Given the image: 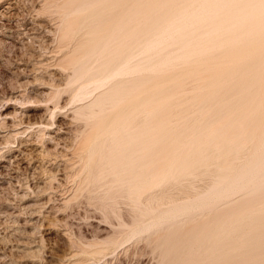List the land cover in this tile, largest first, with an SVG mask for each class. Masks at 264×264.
<instances>
[{
    "label": "rangeland",
    "instance_id": "1",
    "mask_svg": "<svg viewBox=\"0 0 264 264\" xmlns=\"http://www.w3.org/2000/svg\"><path fill=\"white\" fill-rule=\"evenodd\" d=\"M44 1L45 0H18V1L15 0V4L13 5V9L9 13H5V12L3 13L2 12L4 10V6L7 4L8 0H1L0 1V134L4 137V138L3 137L0 138V264H160V262H161L160 261V257H161L160 254L162 255V253H161L162 249L160 247L161 246L160 242H163L164 240L159 239V240H163V241H160L159 246H158L157 242L159 240L158 241L156 240V238H157L156 236L158 235V233H161L160 236H158V238L159 237L162 238L161 235H163L164 233L166 236L169 234L168 237L170 236V233H171V236H172L171 231L175 227H172V229L169 230L168 228L171 227V225H170V227L166 228L169 231L165 230V227L168 226L169 224L165 225L167 222H164V226L160 225V226L154 227L156 230L158 229L157 230L158 233L154 232L156 230L155 229L153 230V228H152V231L150 229V230H147V231H149V232H147L146 231L147 228L145 229V226L149 222L148 221V220H150L149 218L152 216V213L156 214V213H158V210H160V212H161L162 211L161 209L167 208L169 206L171 207V205H174L175 202L179 203V201L181 202L182 200L188 199L189 196L192 198L197 193H199V190H203V188L205 189V187L207 185L209 186L210 185L209 183L212 182V180H210V175H212L213 170H211V172H210L211 174L208 173L209 171L207 172L208 173L207 175H209V177L206 176L205 174H199L201 176L200 177L199 175H197L198 173H194V172L192 173L191 172L193 175H191V173H190L191 177L189 175H187L190 177V178L187 177V178H189L188 179L189 181L187 179H184V180H182L183 184H182V181H180L183 178L176 179L174 177L176 180L179 181V183H178V181H174V178H172L173 181L171 179H169V180L164 181V182H162V181L158 182L159 180H157L156 182L159 185H157V183H156V185H155V183H153L154 186H152V188H149L150 187L149 186L148 188L145 187V189H141L142 191H139L140 193L142 192V194H141L142 197L140 196V193H138L139 196L135 193L136 196L140 197V198L137 197V200L139 199L137 201L136 197L131 196L132 195V193H131L132 191H130L131 189L129 190L130 192H127L126 188L129 189L131 186V183H133V185H134V182L137 181V178H138V183H139V180L143 181V177L141 179H139L141 177L140 175L135 177L134 175H132L133 173H131L130 175L133 176L136 181H134V179L132 180L131 176L129 177V175H127V171H129V169L126 168L127 171H125V172L122 171L121 173L125 174L126 177H128V178H126L129 180L128 181V180L124 179L125 175L123 178V175H120L121 173L119 174V170H120L119 169L120 167H118L119 165L117 166L118 167L117 169L114 168L115 170L112 169L113 167H111V168L107 167L109 169L105 168V170L102 171L101 166H99V163H98L100 161H99V159L97 160L98 157H96V156L102 152L99 145L102 146V144L104 143L103 144V146H104L106 143L105 142L106 139H109V138H110L109 142L110 143L112 142L111 138L113 139V137H114L113 135H115L114 132L117 130V127H118V125L116 124V122L118 121L117 119H119V118L121 119V117L124 118L125 114H123V112H124V109L126 108L127 102L130 99L135 98L137 96V94H139L140 92H145V93L149 92L148 94H150L155 89H156L155 91L162 90L163 87H165V83L163 81L164 78L166 76H172L173 74H175V72L177 70L176 68H178V71L181 73H183V72L185 73V69H186V71L187 70L188 71L193 70V66H191V64L189 63L188 60H190V62H191L192 60H195V58L193 57L194 59H191L192 55L189 56V55L185 54L187 56V58L185 56L183 58L184 59L186 58L185 60L187 62L184 61V59L181 60L180 58H182V55H183L182 54L183 50H181V49L187 48L186 50H188V51L191 50V47L193 44L192 42L194 41V43H195L197 41L196 39H198V38H194L195 40L192 41L194 35L198 34L199 32L200 33L202 32L201 28L199 30V27L201 26L203 28L205 26L204 23H206V21L204 19L207 17L206 20H208L209 19L208 16L213 14L212 11H214V13H215L216 10H214V9L217 7V5L214 6V4H213L212 5L213 7L210 6L211 9L213 8L212 11H211V9L210 10L208 9L209 10L208 13H210V12L211 13L207 14V12H205V15L207 14L205 16L203 13H201V11H200L201 7H199V6H201L200 5L201 3L199 1H203V0H196V2L198 3V5L196 4L197 10L199 9L200 14L196 11V6H193V5H195V0H172V1L170 0L171 2L169 1V3H168V0H165V1L159 0V2L156 0L155 5H154L155 0H153L154 2H152L151 0H149V1L143 0L144 4H145V2L147 3V1H148V3L146 5L143 4L144 6H142V8L140 9L142 11H139V13L141 12L140 14H142V15H140L141 19L140 18L138 19V21H137L138 23L137 22L136 23H134V22L127 23L126 25L129 27H127L126 25H125V27H126V29H128L132 25L138 24L139 27H142V29H140L138 32V35L139 36L141 35L140 36L141 40L146 41V42H150V41H152V42L148 43V46L146 45L147 43H145V45L143 44L144 49L146 48L145 51L142 50L141 51L142 53L140 52V55L138 54V55L134 56V58L137 61L138 57H140L139 59L144 58L143 60H145V59H148L149 56H150L149 58H151V56H152V59H149L150 61H148V60L145 61V63L146 62H148V63L154 62L153 59H155V58H153V57L155 56L156 52H158V50L161 49V47L157 46L158 50L157 51L155 50L156 52L152 50V49H155L154 47H156V46H154L155 45L154 43L156 41L155 39L158 38L157 40H159L162 36L160 41H156V45H159V43L163 42L162 45L161 44L159 45V46L163 47L165 44L169 43L168 46H171V48H169L167 46L169 49H166L167 47L165 46L164 48L166 49V51L164 49L163 53L158 52V54H160V56H162V57H165L167 55L166 56L167 57L166 58V60H167L166 65L170 63L169 67H172V69H175V71H172L173 73L169 72L171 75L169 73H168V75H167V73L163 75V74H161V72H158V71H160L161 67L163 68L166 66V65L164 66L165 62H163L161 64L160 61H156L157 63L154 64L153 66H155V65L157 66L159 63L163 66H161L160 64H159L160 67H157V68H156V66H155V68H153V66H150V67L148 66V67H146L147 70H146V68L145 69L138 68L137 72L138 71L143 72V70H146L143 72L144 74L142 73L140 75H139V73H141V72L136 73V71H134V70H132L133 72H135V73H133V75L131 74L132 72H129V73L127 72L128 74H126L123 72H119L120 71L119 70L118 72L120 73V75L117 74L119 77L122 76V74L124 76H125V74L126 75L131 74L132 77L135 74L138 76H141V77L142 76L143 77L148 76L149 77V80H148L149 81V83H148L149 87H146V85H145L146 83L143 85H140L137 88L138 90L136 89L137 91L135 90V92L133 91V93H131V95L129 96V99L127 98L128 100H124V101L116 104L115 105L116 107L115 106L111 107L109 109V111L106 109L107 111L104 110L106 112L102 111L101 113L95 114V117L91 116L92 118H90L88 116L90 114L87 113V112H89L88 110L85 111L88 115L87 114L85 115L84 113L83 114L82 113H76V111H74V110L81 103L91 102L93 100L94 95L97 96L99 94V92L103 89H104L103 92L106 91L112 84L115 83V81L120 80L124 76H122L121 78H117L118 76L113 74V76H116V78L113 77L114 78L113 82L111 80V78H112V76H111L109 78V80L107 79L108 81H104V82L101 81L102 83H104L102 85V83H99L97 81L99 79L94 78V77H93L94 78L93 79L92 77H88L86 75L84 76L80 73L79 70H75L74 66L71 65L72 66L71 67L69 63L66 64V62L68 61L69 58L66 59L67 61L65 60L66 62H64V63H62V60H63V57H65V55L68 57H70L73 54L76 55V52H78L76 49V48H78L77 43H78L79 39H81V37H84L85 35L88 36V34H89L88 30L90 27L92 28L91 24H93V26H95L94 29L97 30V31L94 30L95 31L94 34L97 32V34L99 35L100 32H98V31H99L100 26H102L101 24L103 23V17H100L101 14L97 10H98V6H100V5L102 6L106 3V0H97L98 5H96L97 4L96 2L93 4V1H91V4H89L90 6L86 5V4H82V5L80 4L81 2L87 1V0H82V1L78 0L79 2L76 0H74L75 2L71 0L75 4H71L72 2L70 3L69 0H67V1L66 0H55V1L51 0L52 2L48 0L45 3H44ZM68 1L72 6H70V4L67 5ZM143 1H142V3H143ZM163 1H164V3H163ZM205 1H207V0H204L203 3H205ZM149 2H151L152 4L150 3V5H149ZM157 2H158V4H157ZM162 4H164V5H162ZM73 5H74V7H73ZM153 5L155 6V8ZM160 5H162V6H160ZM170 5L173 7V9ZM69 6L71 7V10H70ZM146 6L148 7V10H147V8H144ZM156 6H158L159 8ZM176 6H178L177 7L178 9L176 8ZM167 7H168V9H167ZM203 7H205V6H203ZM210 7H207V8H210ZM192 8H194V9H192ZM202 8H201V10H202ZM205 8H203V9L206 10ZM218 8H216V9L218 10ZM143 9L147 10V12L149 11L148 15H147V12ZM170 9H171V11H170ZM191 9L194 10L193 11L194 14L193 13L190 14V16H192V14H193V16H192L193 20L192 21H191V17L189 18L188 17L189 15L188 16L186 15V13L192 12ZM66 10H68V11H66ZM158 10H160V12H158ZM173 10H175V12H173ZM204 10L202 12H204ZM180 11H183V14H184V11L186 12L184 15L183 14L182 15H183V17L187 16L188 19H190V20H188L187 17H185L186 21L188 20L190 23L188 21H187L188 23L185 22V18L183 19L182 15L180 14ZM195 11H196V13H198L197 15H196ZM162 12H163V14H161ZM176 12H178V14H176V15H179V16L181 15L180 17L183 19L182 20L183 22L180 19H177V21L180 20L178 22L179 23L178 25L180 26L181 22H182V25H181V27L175 29L174 35H173L172 30L174 29V27L175 28L178 27L177 22L175 21V19L178 18V16L171 18V20L168 21L169 23L168 22L164 23L165 25L168 24L167 25L168 27L164 25V27H167V28H165V30L168 29V31L165 32L164 27H163L156 35H158L162 31H164L165 34L162 33L161 36L158 35V36H160V38L158 36H156L157 38L152 39L150 36L151 35L150 31L146 27H148L152 22H154L156 20L160 21V19H161V21H163L165 18H168L170 15H172ZM84 13H86V14L92 13L94 15V18L92 20H89V19H81V21L78 20V19H80V16ZM153 13H154V15L152 16L151 14H153ZM155 13L157 15H155ZM202 14H203V17H202ZM150 15H151V17H150ZM165 15H166V17H162ZM200 15L202 18L199 20L196 17H199ZM110 20H108V22H110ZM197 20H199L200 22ZM201 20H202V22H204V21L205 22L202 23ZM139 21H140V23H139ZM208 21H207V26L205 28L210 27L209 25H211L210 23L212 21V18H210L209 22ZM67 22L69 24L71 23L72 27H76L77 31L74 35L70 32L72 37L71 36L67 37V35L70 34V33H68L66 35V39H63L65 37V35L63 36V34H65V31H66L65 30V28H66L65 24ZM174 22H176V23H174ZM191 22L193 24L192 26H194V24H195V26L193 28L190 26ZM197 22H199L198 23L199 26H196ZM173 23H174V27H173ZM187 24H190L189 26L191 29L189 28V26ZM144 25H145V27H144ZM170 25H172V26H171V29L169 31ZM182 27H184V29ZM186 28H188V30H186ZM176 30H178V31H176ZM181 30L185 31V33H183V31H182V33L184 35H186V37H184L185 39L188 36L189 37L187 39L188 40L191 39V42L187 41V44H188V42L190 44V45L188 44V47H186L187 44L185 47H182V45L184 43H186V41L184 43H181V40H179L181 37V34H182L180 32ZM171 31H172V34L170 35ZM188 31H192V32H189V34H187ZM84 32H87L88 34L87 33L85 34ZM179 32L181 34H179ZM175 33L180 35V37ZM163 34L166 35V37ZM172 35L175 36L176 42H175L174 38L171 39L173 37ZM164 37L166 38L167 41L165 40ZM163 38H164V41L167 43H164ZM170 39H171V42H169ZM153 40H155V41H153ZM116 42H118V41L113 40V43H116ZM129 42H130V40H125V39L123 40V44L129 43ZM173 42H174V45H173ZM171 43H172V45H171ZM152 44H153V48H151ZM195 44H193V45L195 46ZM149 46H150V48H149ZM189 46H190V48H189ZM194 46L192 48H194ZM120 47L121 46L119 45V48ZM176 48H178V49L180 48L179 53L176 50ZM149 49H150V53L148 51ZM151 50L153 51V53H155L154 55H153V53H151L152 52ZM162 50L163 49H161V51ZM74 51H76V52L74 53ZM173 51L175 52V54L172 53ZM147 53H149L150 55ZM168 53H169V55L174 54L173 57L168 56ZM190 53H188V54H190ZM158 54L156 55V57L158 56ZM180 54H182V55H180ZM141 55L142 56L144 55V56L142 57ZM227 55H229V54H227ZM227 55H225L226 58L228 57ZM232 55L231 56L229 55L231 57V59H233ZM179 56H180V58H179ZM236 56H234V59ZM230 57L228 58L229 62H232V61H230ZM173 58H175L176 62L174 61ZM178 58H179V60H178ZM226 58L223 61V63H225V64H222V59H223L222 57L221 58H216V57L210 58L207 60V64H208V61L211 62V60L213 59L212 60L213 62H211V63L209 62L210 64H208V65L213 64L212 65L213 68L216 69L214 64H217L218 63L217 61H219V62H221L220 64L223 65V66L219 67V69L222 70V72H223L224 68H225L224 66H227L225 68L226 70H228L229 69L228 66H230L228 59H226ZM238 58H239V55H238ZM242 58L243 57H241V59L239 58L240 62H242ZM245 58L246 57H244L243 60ZM132 59L129 61V63H127V65L131 63L129 65V67L127 68L126 67L127 65H125L126 68L124 67V69L126 71L129 69L131 70V68L134 67L135 64L132 65V62L135 63V59L134 60H132ZM169 59L171 62H168ZM225 60H227L226 62L228 65H226ZM236 60H238V59L236 58ZM236 60H234V62ZM95 61L97 62L98 60L92 61V63L90 64L91 69H96V67L100 63V61H98L97 63ZM181 61H182V63H181ZM234 62H232V63H234ZM236 63H237V61L235 62V64H232L235 66L230 68V69L234 68V69L238 70L239 66H237V68H235L237 65ZM95 64H96V66H95ZM172 64L176 65L177 67L176 66L173 67ZM179 65H180V67H178ZM182 65H183L184 69L182 68ZM187 65L189 66V68L192 67V69L190 68V70H189ZM204 65H206V63L203 64L202 66L205 67ZM208 65H206L207 67H205V68H207V70H209V67H212V66H208ZM186 66H187V68H186ZM217 66H220V65H217ZM195 68H196V71H195ZM195 68L192 72L187 71L189 73V75L192 76V78H193V75H196V76L199 75V73H196V72H198L197 69H199V68H197V67H195ZM205 68H203L202 71H204ZM157 69H158V71H157ZM180 69H182L183 71ZM240 69L238 70V72L240 71ZM199 71H201V70H199ZM210 71H208V72L213 74ZM241 71H243V69ZM145 72H148V73H145ZM187 72L185 73V75L187 74ZM208 72H206V70H205V73L200 72L203 75L200 74L199 76L202 75V77H203L205 74L207 75ZM213 72H215V71H213ZM218 72L219 71H217V73ZM233 72L234 71H232L230 74L241 75L240 74L241 72L235 73L236 70H235L234 74H233ZM157 73L158 74L160 73V75H158ZM184 73L182 74V77H181L180 76L181 74L176 72V74H179L178 77L181 78L180 80L178 79L176 74L173 75V76H175V79H177V80H175L176 83L178 84L180 82L179 85H176L177 88L180 87L181 84L185 86V87L184 86L181 87L184 89L186 88V91H187V92H185L184 89H181L182 91H184L183 95H185L186 93L187 94L189 93L188 92L189 88L192 89V87H194V90H196L200 87V85H199L200 83L203 84L201 81L204 82V80H199L200 83H196L195 81L196 80L198 81V78H201L198 76L197 77L194 76V78L192 79L189 75H186L187 77L189 76L188 78L189 79L191 78L192 80H188L187 77L185 79V77H183ZM190 73L193 75H191ZM136 75L134 77H136ZM206 75H205V79L207 80L208 78H206L207 77ZM208 75L210 76V78H209V81H210L212 79L211 77H214V76L213 75L211 76L210 74H208ZM214 75H215V73H214ZM131 76L129 75L130 78H131ZM162 76H163V78H162ZM237 76H235L236 77L235 80L240 79L241 81H239V84H240V82L242 83L241 84L242 86L247 84L245 86L246 88H248L249 86H252V87L248 88V91L250 89V92H251L253 85H251L250 83L253 80L251 78H249L250 76L247 75L249 79H247L246 81H245V79L247 78V76L242 77V79L240 76H238V77ZM129 77L126 76L124 78H129ZM233 77H232V79L234 80ZM251 77L253 78L252 75H251ZM86 78H90V79L86 80ZM250 79L252 81H250ZM153 80L155 82H153ZM178 80H179V82H177ZM186 80H187V82L188 81L189 82L186 83ZM238 80H236V82ZM96 81L98 82V84H96L97 83ZM109 81H110V83L108 86L106 84H108L107 82H109ZM184 81H185V83L183 84ZM191 81H193V84L195 83L194 84L195 86L197 84V85H199V87L192 86L193 84ZM247 81H248V83H247ZM205 83H207V81H205L204 84ZM210 83H211V81L207 84L210 85ZM160 84H162L163 87ZM188 84L189 85L191 84V85L189 86ZM207 84H205V86ZM159 85L161 86L160 87L161 89L159 88ZM143 87H145L146 89H144ZM209 87L210 86H207V88H209ZM153 88H154V90H152ZM200 88L206 89L205 87H203V88L200 87ZM200 88L198 89V91L201 90ZM179 89L177 90L174 88L173 91H175V90L179 91ZM191 89H189V91ZM155 91H154L155 94L160 92V91H158V92H155ZM182 91H181V93H182ZM191 91H193V90H191ZM198 91L196 90V92H198ZM254 92H255V90L254 91L252 90V93H254ZM100 93H102V91ZM177 93L179 95V92H177ZM190 94H191V92L189 93V96H187V98L191 97L190 99H192V97H194V96L192 94H191L192 96H190ZM195 94L196 93L194 91V95ZM140 95H142V94H140ZM152 95H153V93H152ZM171 95L173 97V94H171ZM174 95H176V94L174 93ZM180 96H181V94L179 95V98H180ZM172 97H170L169 100L171 99V101H172ZM201 97H203V96L200 95V97H199L200 101H203L206 99L205 97H203L204 99ZM177 98L178 97L176 96V99ZM196 98H198V97L194 98L195 99L194 102L191 101L190 99H189L190 101L188 99L186 101L184 99V97L182 99L180 98V101L185 100L184 102H180L177 99V101L180 102V104H181L180 106H178L179 107L178 110L181 109L180 108L181 106L183 107L182 104H184L186 102L188 103V101L190 102L189 105L186 104L187 107L190 106V104H191L190 108L186 107L187 108L186 113L187 114L191 113L189 116L192 118V120L194 119L193 122H192V120L190 121V122H192L191 125H193V123H195L194 122V121H196L195 119L204 118L205 115L203 113L205 111H206V113H208L207 110H204L205 106H207L205 104H204L205 106L203 105L204 108L200 107L201 111H198L200 108L199 109H197V107L195 108V106H199L201 103L200 101H199L200 102L199 103L197 100L196 103H199V105L194 104L196 101ZM200 98L203 100H201ZM174 101H173V103H174ZM178 102H177V104H179ZM191 102H193V105H195L194 107H193ZM173 103H172V107H173ZM152 104H150L149 106H152ZM144 105H146V103ZM144 105L142 108H145V109H141V106H140V110H145L146 112L144 114L142 113V111L139 112V113H141L139 115L143 114V117L141 116L142 118L147 116L146 115L147 111L148 110L150 111L152 108V107H150V109L147 110L146 107L148 108V105H146V107ZM154 105H155L154 109H157L156 106H158L159 104H156V102H154L153 107H154ZM176 105H175L174 109L170 106L168 108L169 109L171 108V110L173 109V113L174 112L177 113L179 111H176ZM162 106H163V104H162ZM167 106L166 105H165V107L163 106L165 108V110L168 109V108H166ZM201 106H202V104H201ZM239 106L241 108V111L243 109H245V108H242L243 106L242 107H241V105H239ZM160 107L161 106H158V108H160ZM163 107H162V109H163ZM191 107L193 109L194 108L196 109V110L194 109V113H193V111L190 112L192 110ZM184 108H185V106H184ZM159 110H161V109H159ZM171 110H169V111H171ZM187 110H188V112H187ZM151 111H153V110H151ZM196 111H198V113L201 112L204 115V117H203V115H201V113L197 115ZM202 111H204V112H202ZM247 111H250V110L247 108ZM160 112L162 113L163 111H160ZM243 112H244V114L249 113V112L246 113L245 110H243ZM113 113L114 114L116 113L117 115L116 114L114 115ZM186 113H185V115L182 112L180 113V115L183 114L182 118H183V116H187ZM98 114H99V116H98ZM80 115H82V116H80ZM148 115L151 118L153 117L150 115V112ZM171 115H172V113H171ZM171 115H170V118L172 117ZM175 115H173V116H175ZM177 115H176V118H177L176 120L181 119V118H179V113H177ZM83 116H87V118L88 117L89 118L87 119L86 117H83ZM149 116H147V118L150 120L151 118ZM166 116H168V115H166ZM197 116H199V117H197ZM190 117L183 118V119H185V121L182 119L184 121V122L183 121L182 122L185 123L186 119H187V124H188V122H189L188 118H190ZM193 117H195V118H193ZM170 118H169V120L171 121L172 119H170ZM172 118H174V117H172ZM174 119L170 122V124L173 123L174 124L173 126H175L176 124H177L176 126H179L178 124H180V123H176L177 121L175 122ZM219 120H221V119H219ZM114 121H115V123H114ZM223 121L224 120H222L221 122H223ZM95 122H99V123L96 124ZM221 122L219 124H216V125L217 126L221 125ZM214 123H218V120H217V122L215 120V122H213V124ZM94 124H96V125H94ZM216 125L214 124L215 127H216ZM94 126H96V127L93 128ZM100 126H101V128H100ZM171 126H172V124H171ZM173 126H172V128L169 126V128H171L170 130L173 129ZM169 128L166 130L167 131L166 133H168ZM174 128L178 129L177 127H174ZM91 129H92V131L94 129V132L90 131ZM111 129H113V130H111ZM176 129H174V130H176ZM47 130L49 132H51V134H52L51 137L46 135L48 132ZM178 130L180 133V128ZM12 131H16L17 133L12 132ZM159 131H160V134H162L163 131L165 133V130H163L162 133H161V129ZM159 131L156 133V135H147L150 138L154 137V140L156 139L157 142L154 141L153 138L150 139L149 137H146V139L144 141H146L145 144L148 145V143L150 144V141L153 140V142H151L152 143L151 145L152 146L154 145L153 148H155V149L158 148L157 150L161 149V150H159V152H157V150H156V152L160 154V151H161L163 155L162 154H160V155L164 156V153H166V151L170 147V145L168 147V144L169 143L171 144V141L167 140L170 137L169 134H173L174 137H175V134L173 131H169L171 133H168V137L164 136L165 140H163L164 138L162 137L163 138L162 139L160 137L163 136L164 133L160 137H158ZM179 133L177 131L176 137L177 136L179 137V135H178ZM92 134H93V136H92ZM148 138H149V140H148ZM170 138H172V137H170ZM161 139H162V142L164 141V143H165L167 141L168 143L165 145L162 143L164 146L163 145L159 146L160 144L156 145V143H158V142L161 143V141H159ZM113 144H114V146H117L119 148V146H118L119 144L115 145V142H113ZM113 144L111 143V147ZM152 146L148 147L149 149L151 148L150 150H152V151L148 150L150 153H153ZM113 147H112V149H113ZM159 147H161V148H159ZM162 147H163V149H162ZM97 148L100 150H98ZM103 148H106V150H109V144ZM116 148L114 147V151L117 150ZM164 150H165V152H163ZM111 151L109 150V151H107V153L109 152V154H111V155L117 154V152L115 154H113L114 151H113V153ZM95 152H97V153H95ZM95 154H96V156H95ZM111 155H110V157H111ZM146 155L147 156H145V158L149 157L148 156L149 154H146ZM160 155H159V157H160ZM165 156H166V154H165ZM94 157H96L95 159L98 162L94 159ZM106 157L107 158L109 157L108 154ZM180 157L181 156H179V159H180ZM111 158H113V156ZM142 159L139 160V161H141V163L139 162V164H142V161H145L147 158L143 159V160ZM146 161L143 162L144 163L143 165L144 166L150 165V164H145ZM117 162H119V160L115 161L114 164L115 163L117 164ZM164 162H163L162 166H164V165L167 166L166 164L168 162L166 161L165 164H164ZM186 162H187V160L185 162H183L182 165L188 166L187 165L188 162L187 163ZM94 163H96V164L98 163V164L95 165ZM132 163H134V161ZM116 164H115V166H116ZM152 164H155V163H152ZM94 166H96V168ZM165 166L162 167L161 170L163 168H165ZM97 167H99V168H97ZM122 168H124V167H122ZM133 168L135 169V174H136L137 169L135 167H132L130 169V171L134 170ZM97 169L100 170L101 175ZM187 169L189 170L190 168L188 167ZM106 170L107 171L109 170V174L106 173L107 172ZM97 171L99 173H97ZM110 171H111V173L113 171V173H112L113 175L110 173ZM162 171L164 172V169ZM104 172L107 174V175L105 174L106 175L105 177L103 175ZM132 172H134V171H132ZM117 174L120 175V177ZM196 175H197V177H196ZM101 176H103V177H101ZM114 176L115 177L117 176L118 178L117 177L115 178ZM174 176H176V173ZM212 177H213V175L211 176V179H212ZM114 178L118 179V181L114 180ZM159 178L160 177H158L157 179H159ZM191 178H193V179H191ZM131 180H132V182H131ZM191 180H193V181H191ZM186 181H188L189 183ZM118 182L120 184L122 183L121 185L123 187H124V184L126 183L125 184L126 187H124L125 190L121 187V185H119ZM117 183L119 185V189H118ZM161 183H162V185H161ZM175 183H177V184H175ZM205 183H207V184H205ZM128 185H130V186L128 187ZM133 185L131 186V188L134 187ZM161 186L163 189L161 188ZM114 189H117V190H114ZM121 190H123V192ZM128 193H131V194L129 195ZM146 194L148 195V197ZM130 196L132 199L130 198ZM134 198H135V201H134ZM146 205H148V206H146ZM200 216H202V215L200 214L198 216L199 219L201 218ZM147 218H148V220H147ZM139 220L140 221L143 220V221H141L139 223ZM180 229H182V228H180ZM163 230H164V232H163ZM173 230H175V229H173ZM166 231H167V234H166ZM134 232H136V233H134ZM154 233L155 234L157 233V235H155ZM178 233H182V231L181 232L179 231ZM130 234H131V236H130ZM152 235H154L155 237ZM149 237H150V239H149ZM151 237L152 238L154 237L155 239L154 238L152 239ZM163 237H165V236H163ZM154 240L157 242H155ZM153 244L156 245V247H157L156 252H155V246ZM158 247H160L159 249L161 252L158 250ZM162 257H161V259H162ZM163 259H164V257H163ZM161 264H162V262H161Z\"/></svg>",
    "mask_w": 264,
    "mask_h": 264
},
{
    "label": "bare ground",
    "instance_id": "2",
    "mask_svg": "<svg viewBox=\"0 0 264 264\" xmlns=\"http://www.w3.org/2000/svg\"><path fill=\"white\" fill-rule=\"evenodd\" d=\"M46 1H48V0H45L44 3ZM49 1H51V0H49ZM69 1L71 3L74 0H72V1L69 0ZM69 1H68L67 5L70 4ZM76 1H78V0H76ZM91 1H93V4L95 2L97 3V0H87V1L81 2L80 4L81 5L82 4L89 5V4H91ZM142 1L143 0H106V3L104 5L98 6L97 11L101 14L100 17H103V23L101 24L102 26H100L99 31H98V32H100L99 35L97 34V32L94 34V32L97 30L94 29L95 26H93V24H91L92 28L91 27L89 28V30H88L89 34L87 32H84L85 34L87 33L88 36H86L84 34L85 36L81 37V39H79V41L77 43L78 48H76V49L78 52L74 51V53L76 52V55L73 54L74 56L71 55L70 57L65 55V57H63L62 63L66 62L67 61L66 59L69 58L68 61L66 62V64L69 63L70 66L71 65L74 66L75 70H79L80 73L84 76L86 75L88 77H92V78L94 77V78L99 79V80H97L99 83H102L101 81H103V82L108 81L111 76H112V78L113 77L116 78V76L120 75L119 72H123L126 74H128L129 72H132L131 73L132 75H133V73H135L132 70L136 71V73L141 72V71L137 72L138 68L145 69L148 66L149 67L153 66L154 64L157 63L156 61H160L161 64L163 62H165L164 63V66H165L167 63V60H166L167 55L165 54L166 56L164 55L165 57H162V56H160V54H158V52L163 53V51L165 49L164 47L165 46L167 47L169 44V43L164 41V38L166 37V35H164V34L166 31H168V29L165 30V28L168 27L167 26L168 24L165 25L164 23L171 20V18L178 16V18L175 19V21L177 22V25H178L179 24L178 22L180 20L182 21L188 15H189L188 16L189 18L191 17V21H192L193 20L192 16L194 14V12H193L194 10H192V9H194V8L191 9L192 12L186 13L184 11V14L186 13V15H187L184 17H183V15H184L183 11H180V14L181 15L183 14L182 15L183 19L180 17L181 15L180 16L176 15L179 12L177 10L178 12L170 15L169 17L167 16L168 18H165L164 20L162 19L163 21H161V19H160V21L156 20V21L152 22L148 27H146L150 31V33H151L150 36L152 39L157 38L156 36H158V35L161 36L162 33H164L163 35L165 37L163 38V41H164V43H167V44H165V45L163 44L164 45L163 47L159 46L160 44L162 45V43H163L161 41L162 43H159V45H156V41H160L162 36H161V38H160V36H158L160 38L159 40H157L158 38L155 39L156 41L153 40V41H155V43L154 42L153 43L155 44L154 46H156V47H154L155 49H152V50L157 51L158 47H161V49H163V50L161 51V49H159L158 52L155 51L156 54L153 53V51L151 50L152 51L151 53H153V55L155 54V56L153 57V58H155V59H153L154 62H150V63L146 62L145 63V61H147V60L150 61L149 59H152V56H151V58H149L150 57L149 56L148 59H145V60H143L144 58L139 59L140 57H138L137 61L134 58V56H136L138 54L140 55V52L142 50L145 51V49H146V48L144 49L145 43H147L146 45L148 46V43H150L152 41L146 42V41L141 40V37H140L141 35L139 36L138 32L140 29H142V27H139L138 24H134L128 29H126V27H125V25L127 23H130V22L136 23L138 21V19L140 18V15H142V14H140L141 12L139 13V11H142L140 9L142 8V6L146 5L149 0L147 1V3L145 2V4H144V1H143V3H142ZM151 1L154 2L153 0H151ZM157 1L159 2V0H157ZM164 1H163V3H164ZM169 1L170 0H168V3H169ZM203 1H199L201 3L200 4L201 6H199V7H201V8L203 6L206 7V8L203 7L206 10H204L203 8L201 10V8H200L201 13H203L204 15H205V12H207V14L211 13V12L210 13H208V12L211 9L210 6H212L213 4H214V6L217 5L216 8H218V7L219 8H218V10L216 8L214 9V10H216L215 13H214V11H212L213 8L211 9L213 14L208 16L209 21H210V18H212V21L210 23L211 25H209L210 26L209 28L208 27L205 28L207 26V21H208V20H206L207 17L205 19L203 18L206 21V23H204L205 21L202 22V20H201V22L204 23L205 26L201 23L204 27L202 28L200 26L199 30L201 28L202 32L201 33L199 32L198 34L194 35V37L192 39V41H193V40H195L194 38H198V39H196L198 42L196 41L195 42L196 44L194 43V41L192 42L193 44H195V46L191 43L192 47L194 46V48L191 47L190 51L186 50L187 48L181 49V50H183V52H182L183 55L180 54V55H182V58H180V56H179V58L182 60V59H184L183 58L184 56L187 58L186 55H189V56L192 55L191 59L195 58V60H192L191 62H190V60H188V61L191 64V66H193V70L195 67L199 68V69H197L198 72H196V73H199V75H200V74H202L200 72L205 73V70H206V72H208L213 68V66H212L213 64L208 65L211 62H213L212 61L213 59L211 60V62L208 61V64H207L208 59L214 58V57H216V58L222 57L223 58L222 64H225V63H223L224 59L226 58L225 55L229 54L231 56L233 54L232 55L233 59H234V56L237 55L234 59V60H236V58L238 59V60H236L237 65L235 68H237V66H239V68H238V70H239L242 67L239 71V72H241L240 73L241 75H238V74L237 75L240 76L241 79H242V77L249 75L250 76L249 78H251L254 81L253 82L250 79V81L253 82V83L251 82L250 84L253 85L254 89L252 88L251 92H250V89L248 91V88L252 87V86H249L248 88L245 87L247 84L242 86L241 82L239 84V81H241L240 79L239 80L236 79V80H238L236 82L235 76H237V75L234 74V72H235V70H236L235 73H239V72L237 69H234V68L230 69V68L235 66L232 64H235L236 61L234 62V60L231 59V57L229 55H227L228 57L226 59H228L230 57V61H232L234 63L229 62V59H228L229 65L230 66L232 65L231 67L228 66V68H229L228 70L225 69L227 66H224L225 68H224V71L222 72V70H220L219 67H221L223 65L220 64L221 62L217 61L218 63L214 64L216 69L213 68L210 71L213 74L208 72V74H210L211 76L212 75L214 76V77H211L213 80L212 79L210 80L211 81L210 85L207 84L210 82L209 81L210 76L208 74L207 75L205 74L207 76L206 78H208L207 80L205 79V75L203 76L204 78L202 77L203 74L201 76L197 75L198 77L202 78V79L198 78V81L199 80H204V82L207 81V83H205L207 85L205 86L203 81H201L203 83V84H201L200 81L198 82L195 79L196 83H200L199 84L200 87H202V88L205 87L206 89H201L199 87V85H197V84H196V86L199 87L202 91L201 90L198 91V89H199L198 88V89H196L198 92H196V90H194V87H192V89L189 88L193 91H191V90L189 91V89L187 88L188 92L189 93L191 92V94L194 96V97H192V99H190L191 97L187 98V96H189V93L188 94L184 93L185 95H183L184 91L187 92L186 88L185 89L181 88L184 85L181 84L180 87H178V88L176 87V85H179V83H180L179 80L181 79L178 77L179 74H176V72L180 73L181 77H182V74L184 73V72L183 73L179 72L178 68H176L177 70H176L175 74L177 75V77L179 79L177 81V82H179L178 84L175 81L177 79H175V76H173L175 74H173L172 76H166L163 80L165 83V87H163V85H164L163 83H162L163 85L160 84L163 87L162 90H158L160 92L155 91L156 89L154 90V88H153L152 90H154L155 92H158V93L155 94L153 91L152 92L153 95H152V93L148 94L149 92H147V93L140 92L141 90L139 89L140 93L137 94V96L135 95L136 96L135 98L130 99L127 102L126 108L124 109V112H123V114H125V116H124V118L121 117V119L120 118L117 119L118 121L116 122V124L118 125L119 128L117 127V130L114 132L115 135H113L114 137L112 136L113 139L111 138L112 144H113V142H115V145L119 144L118 145L119 148L117 146H114V144L112 145V147L113 146L115 148L117 147L116 149L117 150L119 149V150L114 151V147L112 149L111 143L109 142L110 138L106 139V141H105L106 143L104 146H103L104 141L102 142L103 143L102 146L99 145L102 152L100 154H98L97 156L95 154V156L98 157L97 160L99 159L100 162H98L95 159L96 157H94V159L99 163V166H101L102 171H104L105 168H107V167H109V168L113 167L112 168L113 170H115L114 168L117 169L118 167H120L119 168L120 169L119 174H120L122 171H124V172L127 171L126 168H128L130 171V169L132 167H135L137 169L136 170L137 175L135 174L134 168H133L134 170H131L130 172L127 171V175H129V177L131 176L130 175L131 173H133L132 175H134L135 177L140 175L141 177L139 176L140 177L139 179H141L143 177V181L139 180V183H138V178L136 181L134 179V177L131 176L132 180L134 179V181H136L138 184L136 182H134V185H133V183H131V186L133 185L134 187L131 188V186L128 185V187L130 186V188L129 189L126 188V190H127V192L132 191L131 196L136 197V200H137V197L139 196L138 195V193H140L139 191H142L141 189H145V187L148 188L149 186H150L149 188H152V186H154L153 183H155V185H156L157 180H159L158 182H160V181L164 182V181H167L169 179L172 180V178H174V177L176 179L183 178L180 181H182L184 179L188 180L191 177L190 176L191 172L192 173L193 172L198 173L197 175L205 174L206 176L209 177V175H207V174L210 173L211 170H213L212 171V175H213L212 179H211L212 175H210V180H212V182L209 183L210 184L209 186L207 185L208 187L206 186L205 189L203 188V190H199V193L196 192L197 194L192 198L189 196L188 199H186V200H182L181 202L179 201V203L175 202L176 204L174 203V205H171V207L169 206L167 208H163L164 210L161 209L162 210L161 212H160V210H158V213H156L157 211L155 212L156 214L152 213V216L149 218L150 220H148V218H147V220L149 222L145 226V229L147 228L146 231L150 230V229L152 231V228L154 230L155 229L154 227H157L160 225L164 226V222H167L165 225L169 224L168 226L165 227V230H168V229L170 230V229H172V227H175V228H173L175 230L177 229L176 231L172 229V231H171L172 236L170 233L171 237L170 236L168 237L169 234L166 236L164 233L163 235H161L162 238H160V237L158 238V236H160V234H161V233H158V231H157L158 229L157 230L155 229L156 231H154V232L158 233V235H157V233L156 234L154 233L155 235H157L156 236L158 238V239L156 238L157 241L159 239L164 240V241L159 240L158 242L154 240L155 242H157L158 246H159V242L163 241V242H160V244H161L160 247L162 249L161 250L162 252L159 249L160 247H158V250L162 253V255L160 254V256L164 257V259H163V257L161 259V257L159 256L162 264H264V0H209V1L207 0V1H205V3H203ZM158 2H157V4H158ZM150 3L151 2H149V5H150ZM14 4H15V0H8L7 4L4 6V10L2 9L3 10L2 12L3 13L4 12L9 13L13 9ZM71 4H75V3L72 2ZM71 4H70V6H72ZM155 4H156V0H155L154 5ZM196 4L198 5V3L195 0V5H193V6H196ZM96 5H98V3ZM162 5H164V4H162ZM162 5H160V6H162ZM158 6H156V7H158ZM73 7H74V5H73ZM177 7L178 6H176V8ZM207 7H210V8H207ZM144 8H147V10H148L147 6ZM154 8H155V6H154ZM167 9H168V7H167ZM172 9H173V7H172ZM70 10H71V7H70ZM143 10H145V9H143ZM147 10H145V11L147 12ZM160 10H158V12H160ZM203 10H204V12H202ZM66 11H68V10H66ZM170 11H171V9H170ZM196 11L200 14L199 9L197 10V6H196ZM196 11H195V13H196ZM148 12H147V15H148ZM173 12H175V10H173ZM191 13H193L192 16H190ZM198 13H196V15ZM161 14H163V12ZM203 14H202V17H203ZM151 15L153 16L154 13ZM151 15H150V17H151ZM155 15H157V14L155 13ZM81 16H80V19H78L80 21H81V19L92 20L94 18V15L92 13H89V14L84 13ZM162 17H166V15L162 16ZM188 17H187V19H188ZM202 17L200 15L199 17H196V18H198L200 20ZM177 19H180V20L177 21ZM108 20H110V22H108ZM188 20H190V19H188ZM199 20H197V21H199ZM187 21L185 18V22H187ZM176 22H174V23H176ZM182 22L180 23L181 25H182ZM199 22L196 23V26H199V24H198ZM139 23H140V21H139ZM174 23H173V27H174ZM70 25H71V23L69 24L68 22L65 24V27L68 30L65 28V30L67 32L65 31V34H63V36L65 35V37L63 39H66V35L70 32L73 35L76 33V31H77L76 27H72V25L71 26ZM164 25L167 27H164ZM181 25L180 26L178 25V27H176V28L174 27V29L172 30L173 35H174L175 29L181 27ZM187 25L189 26L190 24H187ZM192 25L193 24L191 22L190 26L193 28L195 26V24H194V26H192ZM171 26L172 25L169 26L170 27L169 31L171 29ZM190 26H189V28H190ZM127 27H129V26H127ZM144 27H145V25H144ZM163 27H164L165 32L162 31L161 33L156 35ZM182 28L184 29V27H182ZM186 30H188V28H186ZM172 31H171L170 35L172 34ZM176 31H178V30H176ZM182 31L183 30H181L180 32L182 33ZM180 32H179V34H181ZM189 32H192V31H188L187 34H189ZM71 33L69 35H67V37L71 36ZM183 33H185V31H183ZM183 33L181 34V37L177 33H175V34H177L180 37L179 40H181V43H184L186 41V43L183 44L184 46L182 45V47H185L187 44V41L191 42V39L189 38L190 40H188L187 39L189 37L188 36L186 38L187 39L186 40L184 38V37H186V35H184ZM173 38L176 42L175 36H173L171 39H173ZM124 39L130 40V42L123 44ZM171 39H170V41L169 40L168 41L171 42ZM113 40H116L118 42L113 43ZM165 40H166V38H165ZM188 44H189V42H188ZM188 44L186 47H188ZM119 45L121 46L120 48H119ZM171 45H172V43H171ZM173 45H174V42H173ZM150 46H149V48H150ZM168 47L171 48V46H168ZM168 47L166 49H169ZM151 48H153V44H152ZM189 48H190V46H189ZM166 49H165V51H166ZM179 49L176 48L178 53L180 52ZM148 51L150 53V49ZM149 53H147V54H149ZM172 53L175 54L174 51ZM188 53H190V54H188ZM157 54H158V56L156 57ZM173 55H169V53H168V56L173 57ZM238 55H239L240 59H241V57H243V58L246 57V58L244 60L242 58V62H240ZM179 58H178V60H179ZM131 59L132 60L135 59V63L132 62V65L133 64H135V65H134V67L131 68V70L129 69L126 71L124 69V67H125V65H127V63H129V61ZM173 59L175 61V58H173ZM185 59H184V61H186ZM94 60H98V61H100V63L96 67V69H91L90 64ZM226 61L227 60H225V62ZM168 62H171L170 59ZM181 63H182V61H181ZM205 63H206V65L212 66V67H209V70H207V68H205V67H207L206 65H204L205 67L202 66ZM130 64H128L126 67L128 68ZM158 65L157 66L155 65L156 68L160 67V65L159 66ZM169 65H170V63L167 64L163 68L161 67L160 71H158V69H157V71L161 72V74H163V75L166 73L168 75L169 72L175 71V69H172V67H169ZM180 65L178 67H180ZM217 65H220V66H217ZM226 65H228L227 62H226ZM95 66H96V64H95ZM155 66H153V68H155ZM161 66H163V65H161ZM172 66L174 67L176 65L172 64ZM187 66H186V68H187ZM202 67L205 68L204 71H202V69H203ZM182 68H183V65H182ZM188 68H189V66H188ZM190 68L192 69V67H190ZM190 68H189V70H190ZM242 69H243V71H241ZM146 70H147V68H146ZM146 70H143V72ZM180 70H182V69H180ZM199 70H201V71H199ZM216 70L219 72L217 73ZM187 71L185 69V73ZM192 71H188V72H192ZM195 71H196V68H195ZM213 71H215V72H213ZM230 71L231 72L234 71L233 72L234 75L230 74L231 73ZM143 72L139 73V75L142 74ZM188 72L186 75H189ZM145 73H148V72H145ZM185 73H184L183 77H185V79H186L187 76L185 75ZM214 73H215V75H214ZM113 74L116 76H113ZM126 74H125V76L122 74V76H124V77H126V76L129 77V75L131 76V74H129V75H126ZM158 75H160V73ZM191 75H193V74H191ZM251 75L253 76L254 79L251 77ZM122 76H120V77L118 76L117 78H121ZM134 76L133 77L131 76V78L130 77L129 78L123 77L120 80L115 81L114 84H112V85L110 84L111 86L106 91L103 92V90H104L103 89V90H101L102 93H100L101 92L100 91L97 96L94 95L93 100L92 101L90 100L91 102L81 103L80 105H78L76 107V109L74 111H76V113H82V114L84 113L85 115L87 113H89L90 115H88V114L87 115L90 118H92L91 116L95 117V114L101 113L102 111H104L106 109L109 111V109L111 107H114L116 104H118L124 100H128L131 93H133V91L135 92V90L140 85H143L146 83L145 84L146 87H149V84H148L149 83V81H148L149 77L148 76H146V77H143V76L141 77L138 75H136V77H134ZM194 76H196V75H193V78H194ZM188 77H187L188 80L193 79L192 76H190L192 79L191 78L189 79ZM232 77L234 78V80L232 79ZM112 78H111V80L113 82L114 78L113 79ZM162 78H163V76H162ZM249 78L247 76V78L246 79L244 78V79L246 81ZM89 79L90 78H86V80H89ZM110 81L107 82L108 84H106V85L109 86ZM193 81H191L192 84H193ZM98 82L96 84H98ZM153 82H155V81L153 80ZM188 82L186 80V83H188ZM184 83H185V81L183 82V84ZM247 83H248V81H247ZM103 84L104 83H102V85ZM194 84L192 86H195ZM160 85H159V88L161 87ZM207 86H210V87L207 88ZM143 88L146 89L145 87H143ZM174 88L177 90L179 88L180 89H179V91H177V90L173 91ZM181 89H184V91H182ZM252 90L253 91L255 90V92L252 93ZM176 91L179 92V95L181 94L182 97L180 96V98L182 99L184 97V99L186 101H187V99L188 100L190 99L191 101L194 102V100H195L194 98L198 97V98H196V101L194 104L199 105V103L201 102L199 106H195V105H193V102H191L193 107L195 106V108L197 107V109H199L200 107L204 108V106L207 105V106H205L204 110H207L208 113H206V111L205 112L202 111V112H204L203 114L205 115V117L200 112L204 118L195 119L196 120V121H194L195 123H193V125H191L194 119L192 120V118L189 116L191 113L190 114L186 113V109L188 107L190 108V106H191V104L188 107L186 105V104L189 105L190 100L188 101V103L186 102V103L182 104L183 107L181 106L180 107L181 109L178 110V108H179L178 106L181 105L180 102H184L185 100L180 101L179 95ZM181 91H182V93H181ZM194 91L196 93L195 95H194ZM173 92L176 95H174ZM140 94H142V95H140ZM171 94H173V97ZM191 94H190V96H192ZM200 95L205 97L206 99L203 100L204 98L201 97L203 99H201V98L200 99L203 101H200L199 100ZM176 96L179 98V99L178 98L177 99L180 102L177 101ZM170 97H172V101H171V99L169 100ZM197 100H198V102L199 101L200 102L196 103ZM173 101H174V103H173ZM154 102H156V104H159L158 106H161L160 108H158V106H156V108L158 110L159 109H161V110L158 111L157 109H154L155 108V105L153 107ZM177 102L179 104H177ZM145 103H146V105H148L149 103L150 104L153 103V104H152V106H149L150 105L149 104L148 108H147L146 105H144ZM172 103H173V107H172ZM142 104L146 107L147 110L150 109V107H152L151 110H153V111H151V110L150 111L148 110V111L150 112V115L153 117L151 118L148 115L149 114L148 111H147L148 114L146 113V115L151 118L150 120L147 118V116L142 118L143 114L146 112L145 110H140V106H141V109H145V108H142L143 107ZM162 104L164 107H165V105L166 106L168 105L166 108H168L170 106L173 109L175 108V105L177 104L176 105V111H179L177 113H179V118H181V119L176 120L177 119L176 118L177 113L174 112L176 114L175 115L173 113V109L171 110V108L170 109L168 108L171 111H169L168 109L165 110V108L162 106ZM201 104H202V106L204 104L205 105L202 107ZM239 105H241V107L243 106L242 108H245L243 110H245L246 113L247 112H249V113L244 114L243 110L241 111V108ZM184 106H185V108H184ZM162 107L166 112L162 109ZM201 108L198 111H201ZM247 108L250 111H247ZM194 109L192 108V110L191 111L189 110V111L190 112L193 111V113H194ZM87 110L89 112L86 113L85 111H87ZM106 111H104V112H106ZM140 111H142V113H143L142 115H139V114H141V113H139ZM160 111H163V112L161 113ZM183 111L187 115V116H183V118L190 117L191 119L188 118V121L190 122L192 120V122H190V123L188 122V124H187V119H186V122L183 123L185 121V119L182 118V115L183 114L185 115V113ZM198 111H196L197 115L200 114V113H198ZM170 112L172 113V115ZM181 112L183 114L180 115ZM187 112H188V110H187ZM168 113L172 117H174L175 119L172 117L170 118V115ZM166 115H168V116H166ZM173 115H175V116H173ZM80 116H82V115H80ZM98 116H99V114H98ZM83 117L87 118V116H83ZM197 117H199V116H197ZM169 118L172 120L174 119L175 122L177 121L176 123H180V124H178L179 126H176L177 124L175 122H174L176 124L175 126H173L174 124L171 123L173 126V129L170 130L172 128V126L170 124V122L172 120L170 121ZM193 118H195V117H193ZM218 118L221 120H219ZM214 119L216 120V122L218 120V123H214L215 125L219 124L222 120H224L223 121L224 123L221 122V125H219V126L216 125V127H215L213 124V122H215ZM95 123L97 124L99 122H95ZM114 123H115V121H114ZM96 124H94V125H96ZM169 126L171 128H169ZM95 127L96 126H94L93 128H95ZM174 127H177L178 129L180 128V133H179V130L174 128ZM100 128H101V126H100ZM168 128H169V131L174 132L175 137L173 134H169V136L172 138H170V137L168 139L166 138L168 141H171V144L170 143L168 144V147H169V145H170V147H169V149L167 148L168 150L166 151V153H164V156L160 155V154H162L161 151H160V154L157 153L161 149L157 150L158 148L155 149V148H153L154 145L153 146L151 145L152 144L151 142H153L154 137H151V138H153V140L150 141V144L148 143V145L152 146V149H153V153H150L148 150H150L151 148L149 149L148 148L149 146L147 144H145L146 141H144L146 139V137H149L147 135H156V133L160 129H161V133L163 130H165V133H164V131H163L164 134L162 133L163 136H161L162 134H160V131L158 133L159 134L158 137L161 136L160 138L163 137L164 139L163 138L162 139L165 140L164 136L168 137V133H171L169 131H168V133H166L167 132L166 130ZM174 129H176V130H174ZM111 130H113V129H111ZM16 131H12V132H16ZM90 131H92V129ZM177 131L179 133L178 134L179 137L177 136L178 138L176 137ZM92 132H94V129ZM93 134H92V136H93ZM46 135H48L49 137L52 136L51 132H49V131L47 132ZM2 137L3 136L0 134V138H2ZM149 138H148V140H149ZM162 139L159 140V141H161V143H159V142L156 143L157 140L155 139L154 141H156L155 142L156 145L160 144L159 146H161L163 144L165 145L168 143L167 141L165 143H164V141L162 142ZM107 143L109 144V150L110 151L112 150L111 151L112 153L114 151L113 154H115L117 152L116 155H111V154H109V152L107 153V151H109V150H106V148H103V147H106L108 145ZM159 148H161V147H159ZM100 149H98V150H100ZM162 149H163V147H162ZM156 150H157V152H156ZM150 151H152V150H150ZM163 152H165V150ZM95 153H97V152H95ZM107 154L109 157H110V155H111V157L113 156V158H111V157L107 158L106 157ZM146 154H149L148 156L150 158L146 157L147 158L146 159L145 158V156H147ZM165 154H166V156H165ZM159 155H160V157H159ZM179 156H181L180 159H179ZM139 158L140 159H142V158L146 159L147 161L145 160L146 161L145 164H150V165L144 166L143 162H145V161H142V164H139V162L141 163V161H139L140 160ZM118 160H119V162H117V164L115 163L116 164V166H115L114 162L118 161ZM186 160L188 162V163L186 162L188 166H183L182 163L185 162ZM133 161H134V163H132ZM166 161L168 163L166 164L167 166L164 165L165 168H163L164 169V172H163L162 171L163 169L161 170V168L164 167L162 165H163V162L165 164ZM152 163H155L156 165L152 164ZM94 164L97 165L96 163H94ZM121 166L124 168H122ZM94 167L96 168V166H94ZM188 167L190 168L189 170L187 169ZM97 168H99V167H97ZM109 168H107V169H109ZM97 170L100 172L99 169H97ZM98 171H97V173H99ZM132 171H134V172H132ZM106 173L109 174V170ZM106 173L104 172V174H103L104 177L107 175ZM110 173H111V171H110ZM112 173H113V171H112ZM175 173H176V176H174ZM192 173H191V175H193ZM100 175H101V172H100ZM120 175H123V178H124L125 174L121 173ZM120 175H118V176L120 177ZM187 175H189L190 177ZM197 175H196V177H197ZM101 177H103V176H101ZM158 177H160V178L157 179ZM187 177H189V178H187ZM115 178H114V180L118 181V179H115ZM126 178H128V177H126V175H125L124 179H126ZM175 178H174V181H178ZM191 179H193V178H191ZM126 180H128V179H126ZM132 180H131V182H132ZM188 181H186V182H188ZM191 181H193V180H191ZM118 183H117V185H118ZM178 183H179V181H178ZM121 184L119 183V185H121ZM125 184H124V187H126ZM175 184H177V183H175ZM182 184H183V181H182ZM205 184H207V183H205ZM119 185H118V189H119ZM157 185H159V184L157 183ZM161 185H162V183H161ZM121 187L124 189V187L122 185H121ZM161 188H162V186H161ZM114 190H117V189H114ZM121 191L123 192V190H121ZM131 193H128V194L130 195ZM135 193L138 196H136ZM141 194H142V192L140 193V196H141ZM131 196H130V198H131ZM147 197H148V195H147ZM138 198H140V197H138ZM134 201H135V198H134ZM146 206H148V205H146ZM200 214L202 216H200L201 218L199 219L198 216ZM141 221H143V220H141ZM141 221L139 220V223ZM170 225H171V227H170ZM167 227H170V228L166 229ZM180 228H182V229H180ZM178 230L180 232L182 231V233H178L179 232ZM147 232H149V231H147ZM163 232H164V230H163ZM134 233H136V232H134ZM166 234H167V231H166ZM130 236H131V234H130ZM152 236H154V235H152ZM163 236H165V237H163ZM149 239H150V237H149ZM154 246H155V252H156L157 247H156V245H154ZM161 262H160V264H161Z\"/></svg>",
    "mask_w": 264,
    "mask_h": 264
}]
</instances>
